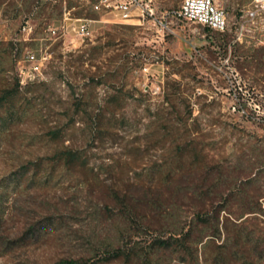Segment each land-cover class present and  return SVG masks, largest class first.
Returning a JSON list of instances; mask_svg holds the SVG:
<instances>
[{"label": "rangeland", "instance_id": "374dc122", "mask_svg": "<svg viewBox=\"0 0 264 264\" xmlns=\"http://www.w3.org/2000/svg\"><path fill=\"white\" fill-rule=\"evenodd\" d=\"M114 2L0 0V264H264V13Z\"/></svg>", "mask_w": 264, "mask_h": 264}, {"label": "built area", "instance_id": "2783aa9c", "mask_svg": "<svg viewBox=\"0 0 264 264\" xmlns=\"http://www.w3.org/2000/svg\"><path fill=\"white\" fill-rule=\"evenodd\" d=\"M108 0H100L104 3ZM151 0H115L114 8L119 12L120 18L126 19L132 15L135 8L149 7ZM220 0H182L179 8L172 11V16L177 19H184L200 23L213 30L223 31L227 27V21L224 10L219 5ZM254 8L245 12L249 19H254L257 15L264 13V0H254ZM94 9H100V4H94ZM152 11V9H150ZM88 18H75L72 23V30L79 36L88 34ZM52 35H59L68 31L65 24L59 28L50 27ZM26 60L29 62V71L31 73L39 71L38 60L34 53H28Z\"/></svg>", "mask_w": 264, "mask_h": 264}, {"label": "trees", "instance_id": "16d2710c", "mask_svg": "<svg viewBox=\"0 0 264 264\" xmlns=\"http://www.w3.org/2000/svg\"><path fill=\"white\" fill-rule=\"evenodd\" d=\"M207 29L213 30L209 27H207ZM215 33L218 35V38L220 39V42L216 45L221 46L223 51L227 52V50H228L227 44L230 42V39H231L229 36V33L227 32L226 29H224L223 31L215 30ZM234 46H235V44H234ZM262 49H264V47ZM248 60H249L248 54L245 51H242L241 53L237 54V56H236L235 62L237 65H235V66L240 67V66H242V64L246 63ZM259 103H260L261 107L264 108V103L262 104L261 101ZM216 230L218 231V226L216 227ZM184 234H185L184 235L185 237L183 240L186 241V239L190 238L191 229L187 230ZM205 237H206V235L198 237V240L196 241V243H201V245L205 246L206 242H203ZM158 243H159V247L161 249L175 248V250L177 252L182 251V248H179L178 246H176V244L174 242H172V237L160 238L158 240ZM117 256H120V253L117 254ZM181 259H182V261H184L185 257H183ZM56 264H81V261L80 260H61V261L57 262Z\"/></svg>", "mask_w": 264, "mask_h": 264}]
</instances>
